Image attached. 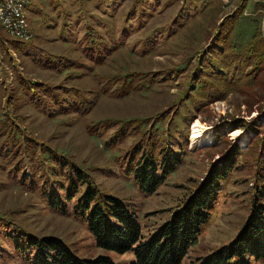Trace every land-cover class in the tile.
<instances>
[{"label": "rangeland", "instance_id": "1", "mask_svg": "<svg viewBox=\"0 0 264 264\" xmlns=\"http://www.w3.org/2000/svg\"><path fill=\"white\" fill-rule=\"evenodd\" d=\"M31 1L26 15L33 37L22 47L0 44V118L12 116L24 134L74 160L100 190L124 199L136 214L144 237L170 216L214 162L228 156L232 169L214 213L180 264H197L228 242L242 226L254 185L264 175L257 160L264 136V100L254 103L257 99L251 97L253 91L248 87L232 88L222 98L214 96L212 89L191 91L189 75L197 69L203 50L209 49L207 56L214 53L211 48L231 54L226 62L233 67L236 55L242 52L233 49L253 41L254 31L264 44V0H204V9L192 18L188 16L193 14V6L201 7L203 0L182 8L181 13L183 0ZM227 14H234V21L223 45L222 38L216 37ZM88 31L92 40L86 39ZM5 33L0 25L2 38L8 36ZM106 44L112 51L98 61L97 51ZM132 71L135 75L141 71L144 77L152 74L157 81L118 95L117 80ZM19 78L32 85L44 82L42 85L51 88L46 94L48 109L23 101ZM77 89L82 93L79 100H94L93 105L58 113L63 98L67 108L73 109ZM187 90L191 93L185 95ZM15 96L19 98L13 99ZM133 118H144V124L134 128L137 121H133L122 140L108 144L121 122ZM197 120L210 127L211 143L191 142ZM252 124L260 127L259 132L250 128ZM232 130H240L241 135L232 136ZM141 136L147 144L155 139L169 152L183 153L181 163L151 193L142 191L122 169L127 161L124 154ZM231 147L238 152L236 156L228 152ZM35 158L24 153L17 165L15 158L0 155V219L36 235L59 236L75 255L88 259L87 264H109L95 261L99 256H108L114 264H136L133 248L117 252L98 246L86 221L72 212V202L66 213L49 207L41 181L32 185L33 171L40 165L36 160L42 158L39 151ZM22 172L27 179H22ZM52 180L51 176L53 184ZM25 261L0 229V264H30ZM254 264L264 262L258 259Z\"/></svg>", "mask_w": 264, "mask_h": 264}, {"label": "trees", "instance_id": "2", "mask_svg": "<svg viewBox=\"0 0 264 264\" xmlns=\"http://www.w3.org/2000/svg\"><path fill=\"white\" fill-rule=\"evenodd\" d=\"M195 1L183 0L179 12L181 13L182 8H189L192 3L196 5ZM207 1L210 3V0ZM206 2L203 0L201 7L200 5L198 7V4L196 7L193 6L191 10L193 14L188 17L192 18L193 15L196 17L201 13ZM177 17L182 18L180 14ZM233 18L234 14H227L217 33L216 38H222L223 45L230 34ZM255 32L253 41L245 44L244 48L233 49L242 51L236 55L238 61L233 67L229 60L226 62L227 56L231 54L223 55V51L211 48L210 50L214 53L207 56L209 49L206 53L204 50L201 51L203 55H199L197 59V69L189 75L192 79L190 90L212 89L211 91L216 93L214 96L222 98L232 88L237 87L241 90L242 87H248L253 91L251 97L257 99L254 103L260 104L259 101L264 100V44L260 42L261 39L257 38L258 34L256 35ZM8 36L2 38L0 35V44L5 45V48H9L10 44L22 47V43L28 42ZM85 36L87 40L93 39L89 31ZM7 42H9L8 46H6ZM94 42L96 44V40ZM231 46L237 48L235 43ZM86 47L91 49V46ZM111 49L112 47L106 44L97 51L96 59L102 61L109 55ZM139 72L137 75L132 71L120 76L121 79L117 80L119 81L118 95L123 96L136 87L150 86L152 82L157 81L152 74L144 77L143 73ZM38 83L32 85L23 78H19L17 81L19 95L21 94L23 101L27 100V103H32L35 107L48 109L45 106L47 105L46 94L51 88H46L45 84L42 85L44 82ZM248 88L246 90L249 93ZM187 93L191 92L187 90L185 95H188ZM81 94L79 89L73 94V98L77 100V103L72 104L73 109L67 108L68 103L65 98L60 100L57 106L60 111L58 113L91 107L94 100L92 103H84L79 100ZM57 95H55L56 99ZM18 98L15 96L13 99ZM14 105L17 106V103ZM133 119L121 122L113 138H109L107 143L111 145L114 139L122 140L130 128H138L144 124V118ZM133 121H137L135 126H132ZM236 125L245 126L246 124L237 123ZM250 128L257 132L260 129L254 124L250 125ZM24 133L25 130L12 116L0 118V155L5 159L15 158V164L19 165V160L24 153L35 160L36 153L39 151L42 158L36 160L40 162V165L35 166L34 170L38 168V171H33L32 185H37L39 180L41 181V192H44V199L49 207L66 213L69 211L68 203L72 202V212L86 221L98 246L117 252L133 248L136 264H180L190 247L197 241L200 232L209 223L218 203L222 185L228 179L229 171L232 169V161L228 156L223 157L220 162H214L208 173L194 186L182 203L172 210L170 216L147 237H144L136 214L128 207L124 199L100 190L93 177L74 160L62 153L52 151L50 147L42 145ZM233 149L235 148L231 147L228 152L231 154ZM9 152L11 155H8ZM233 153L235 156L238 154L237 151ZM123 157L127 159L126 166L122 167L124 173L131 176L142 191L151 193L157 189L164 177L181 163L183 153L175 150L169 152L166 146H158L155 139L147 144L141 136ZM46 160L51 162L47 163ZM257 160L264 168V136L261 138ZM51 176L53 184L50 183ZM22 179H27L24 172H22ZM263 180L264 175H261V180H257L254 185L249 211L239 231L228 242L201 257L197 264H254V261L258 259L264 262ZM0 229L6 231L21 257L30 264H87L89 262L88 259L75 255L59 236L36 235L16 228L11 221L3 219H0ZM99 260L114 264L108 256H99L95 261Z\"/></svg>", "mask_w": 264, "mask_h": 264}, {"label": "built area", "instance_id": "3", "mask_svg": "<svg viewBox=\"0 0 264 264\" xmlns=\"http://www.w3.org/2000/svg\"><path fill=\"white\" fill-rule=\"evenodd\" d=\"M30 2L31 0H0V25L11 37L22 41L33 37L26 15Z\"/></svg>", "mask_w": 264, "mask_h": 264}, {"label": "bare ground", "instance_id": "4", "mask_svg": "<svg viewBox=\"0 0 264 264\" xmlns=\"http://www.w3.org/2000/svg\"><path fill=\"white\" fill-rule=\"evenodd\" d=\"M232 136L241 135L240 130H232L230 133ZM241 138V137H240ZM244 136L242 139L244 140ZM190 140L192 143H202L208 144L212 142V131L210 127L202 125L198 120L192 125V132L190 135Z\"/></svg>", "mask_w": 264, "mask_h": 264}, {"label": "crops", "instance_id": "5", "mask_svg": "<svg viewBox=\"0 0 264 264\" xmlns=\"http://www.w3.org/2000/svg\"><path fill=\"white\" fill-rule=\"evenodd\" d=\"M32 2V1H31Z\"/></svg>", "mask_w": 264, "mask_h": 264}]
</instances>
